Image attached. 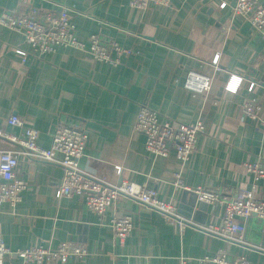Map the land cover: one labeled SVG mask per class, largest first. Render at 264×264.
<instances>
[{
    "label": "crops",
    "instance_id": "obj_1",
    "mask_svg": "<svg viewBox=\"0 0 264 264\" xmlns=\"http://www.w3.org/2000/svg\"><path fill=\"white\" fill-rule=\"evenodd\" d=\"M171 0L167 8L150 6L139 11L129 0H0L2 10L26 12L30 7L55 13L70 9L78 38L97 35L132 50L117 66L94 62L84 51L57 47L36 57L22 35L0 26V127L11 134L22 129L7 126L16 115L24 126L38 131V144L47 148L57 124L79 125L87 132L80 169L121 181L145 185L161 201L173 204L189 226L167 224L155 211L130 198H118L97 217L81 196L55 197L63 172L54 164L19 157L16 176L25 183L21 201L0 205V237L12 250L30 246L54 249L62 242L82 244L88 255L66 264H189L218 251L243 255L264 264V251L253 242L264 236V220L251 217L243 242L233 243L204 229L221 223V204L199 203L197 187L234 197L254 188L264 201V180L254 182L244 164L261 159L264 166V41L231 7L236 0ZM264 4V0H258ZM16 50L26 52L25 64ZM219 52V71L204 94L183 88L193 70L210 73L213 54ZM242 78L236 93L225 91L229 76ZM259 85L250 93L248 82ZM260 106V121L242 114L247 100ZM146 106L159 120L173 126L200 120L204 131L186 162L173 152L155 157L144 149V137L134 132L138 110ZM11 144L0 138V150ZM121 168L118 176L112 167ZM179 173L182 187L174 185ZM129 215L133 230L123 241L109 227L114 216ZM261 248V247H260ZM6 264H28L10 256Z\"/></svg>",
    "mask_w": 264,
    "mask_h": 264
},
{
    "label": "built area",
    "instance_id": "obj_2",
    "mask_svg": "<svg viewBox=\"0 0 264 264\" xmlns=\"http://www.w3.org/2000/svg\"><path fill=\"white\" fill-rule=\"evenodd\" d=\"M29 0H20L27 4ZM171 0H129V5L139 11L150 6L167 8ZM214 6L222 10L226 2L222 0ZM235 15H240L250 24L253 32L264 41V4L258 0H236L231 7ZM0 26L8 28L22 35L24 42L33 54L40 58L46 54L54 53L57 47L73 48L84 51L94 62H103L117 66L123 58L132 55V50L119 46L116 42L105 40L97 35L89 36L87 42L80 40L71 22L70 9L59 6L55 13H46L38 8L30 7L26 12L15 10H2L0 12ZM21 56L20 64L23 66L27 54L16 50ZM220 53L213 54L208 67L210 73L189 71L186 74L183 88L192 94H204L211 88L214 74L219 71ZM229 76L224 89L231 78ZM238 77V76H236ZM259 82H248L247 91L252 92ZM260 106L253 99L247 100L243 106L242 114L251 122L260 121ZM7 126L22 129L20 134H11L0 127V138L11 144L10 149L0 150V205L3 203L15 207L21 201V194L25 190V183L16 176L19 157L28 161H42L57 165L63 175L60 186L55 191V197L81 196L85 206L97 217H102L106 209L114 204L118 198H130L137 201L149 210L158 213L170 225H178L182 232L189 223L181 218L176 207L168 202L161 201L157 192L145 185L121 181L111 185L105 177H97L83 172L79 161L84 156L87 132L79 125L57 124L54 127L50 146L41 147L38 144L37 130L24 126V121L11 115L6 120ZM204 131L203 123L196 120L192 124L173 126L169 121L159 120L158 114L146 106L138 110L134 132L144 137L145 151L155 157L166 158L171 152L181 162H186L196 147L197 137ZM246 172L250 173L254 182L264 180V166L261 159L253 163L244 164ZM112 172L121 174V168L112 167ZM174 185L182 187L179 173L173 175ZM199 203L214 205L221 204L222 217L218 227H209V233L221 237L228 242H243L246 222L253 216L264 220V201L257 200L254 188L246 190L234 197L222 196L215 189L197 187L192 190ZM114 237L123 242L133 230L132 219L129 215L114 216L109 223ZM88 255L84 245L71 241L62 242L54 249L45 246H30L22 250H10L0 237V264H6L10 256H15L28 264H66L69 261H82ZM179 264H189L188 260L181 258ZM196 264H255L243 255L228 256L220 250L212 257L200 258Z\"/></svg>",
    "mask_w": 264,
    "mask_h": 264
},
{
    "label": "clouds",
    "instance_id": "obj_3",
    "mask_svg": "<svg viewBox=\"0 0 264 264\" xmlns=\"http://www.w3.org/2000/svg\"><path fill=\"white\" fill-rule=\"evenodd\" d=\"M240 83V79L239 77L233 76L230 80V82L228 83L227 87L230 91H236L238 85Z\"/></svg>",
    "mask_w": 264,
    "mask_h": 264
},
{
    "label": "water",
    "instance_id": "obj_4",
    "mask_svg": "<svg viewBox=\"0 0 264 264\" xmlns=\"http://www.w3.org/2000/svg\"><path fill=\"white\" fill-rule=\"evenodd\" d=\"M253 218H255V216H253ZM253 245H255V248H259V249H256V250H258L259 252H263L264 251V236L262 237L261 240L253 242Z\"/></svg>",
    "mask_w": 264,
    "mask_h": 264
}]
</instances>
